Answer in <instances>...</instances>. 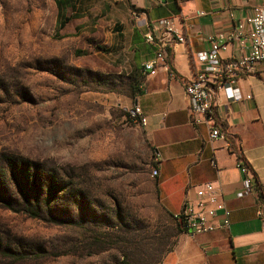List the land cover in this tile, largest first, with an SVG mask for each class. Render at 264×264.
Here are the masks:
<instances>
[{
    "label": "rangeland",
    "instance_id": "obj_1",
    "mask_svg": "<svg viewBox=\"0 0 264 264\" xmlns=\"http://www.w3.org/2000/svg\"><path fill=\"white\" fill-rule=\"evenodd\" d=\"M57 1L0 0V184L20 199L13 164L25 162L43 196L59 197L42 219L0 202V264L162 263L178 232L157 199L152 146L129 116L138 82L91 69L106 50L99 18L84 34L72 21L65 37ZM73 1L94 16L107 0Z\"/></svg>",
    "mask_w": 264,
    "mask_h": 264
},
{
    "label": "crops",
    "instance_id": "obj_2",
    "mask_svg": "<svg viewBox=\"0 0 264 264\" xmlns=\"http://www.w3.org/2000/svg\"><path fill=\"white\" fill-rule=\"evenodd\" d=\"M259 6H264V0H107L93 16L94 8L87 6L82 11L81 3L69 0L64 9L63 15L72 17L67 25L77 22L82 34L88 29L87 22L99 18L94 28L102 35L106 50L98 53L99 63L90 62L91 69L124 73L138 81V92L127 106H139L148 119L142 127L154 159L160 162L154 180L165 213L170 217L179 214L187 202L196 200L206 183L221 190L231 211L229 230L195 237L181 232L160 264H264V229L257 216V197L237 198L245 178L241 158L264 193V62L238 80L242 101L233 102L218 92L215 123L228 141L211 139L206 124L193 125L185 92V86L204 67L197 55L209 51L211 39L228 44L222 54L225 59L250 54V43L245 36L237 37V27ZM69 9L70 15L66 13ZM198 11L205 14L197 17ZM162 18H174L186 42L169 53L167 67H159L155 75L143 74L145 63L156 51L145 35ZM67 25L61 30L65 37L69 35ZM249 94L251 100L246 98Z\"/></svg>",
    "mask_w": 264,
    "mask_h": 264
},
{
    "label": "built area",
    "instance_id": "obj_3",
    "mask_svg": "<svg viewBox=\"0 0 264 264\" xmlns=\"http://www.w3.org/2000/svg\"><path fill=\"white\" fill-rule=\"evenodd\" d=\"M204 14L198 11L197 17ZM237 32V37L245 36L248 39L250 54L241 59H225L222 54L227 50L228 44L223 40L211 39L209 51L197 55V61L204 66L203 69L185 86L193 125L206 124L213 140H229L227 134L222 132L215 123L218 92H224L233 102L242 101L243 96L237 87L238 80L264 62V6L254 8L246 23L239 22ZM145 41L155 46L156 51L152 59L145 63L143 74L155 75L159 67L168 66L169 53L178 44L185 43L186 36L177 28L174 18H162L155 22L151 31L146 33ZM246 98L251 100L253 96L249 94ZM128 112L133 121L141 126L147 124L148 119L139 106L129 108ZM239 164L245 178L243 189L237 194V198L256 195L257 216L264 229V195L255 184V176L249 165L242 158ZM155 165L152 171L153 178L159 175L158 159ZM174 218L183 233L192 237L229 230L231 226V211L226 208L221 190L212 183L204 184L198 190L196 200L187 202L182 211L174 215Z\"/></svg>",
    "mask_w": 264,
    "mask_h": 264
},
{
    "label": "trees",
    "instance_id": "obj_4",
    "mask_svg": "<svg viewBox=\"0 0 264 264\" xmlns=\"http://www.w3.org/2000/svg\"><path fill=\"white\" fill-rule=\"evenodd\" d=\"M69 3V0H58L57 5L59 8L58 12V19L60 22L59 29L63 30L65 26L72 20V17H65L63 15L64 9L66 5ZM136 11H140V9L135 8ZM60 30V31H61ZM138 82V81H137ZM134 93L138 92V84L135 87ZM239 158L242 156L239 154ZM156 163V160H155ZM154 163V158H153V168L156 166ZM17 164H13V173L15 174V179L17 181V184L19 185L20 188V196L21 198L19 199H12L9 198L8 195L5 193L3 186L1 187L2 184H0V202L5 206L6 209L13 211L15 213H22L24 215H27L33 219H42L45 217H48L47 211L48 209H52L53 205L55 202L59 199L58 193L54 195V193H51L49 199L47 197H44L43 194L39 191L40 187V176L38 175H32L30 172L29 166L26 165L25 162H23L18 168H15ZM257 186L259 189H261V194L264 195L263 190L260 186V184L257 181ZM52 215L51 217H53ZM173 221L175 222L177 226V232L183 233L180 225L177 223L175 220L174 216H172ZM133 229V228H132ZM131 230V227H128V231ZM136 230V229H135ZM131 234V233H129ZM129 234L126 237H123V240H128L131 241L134 237H129ZM136 238V237H135ZM134 238V239H135ZM156 259L155 264H160L161 262V255L154 257ZM145 264H150V261L147 259H144Z\"/></svg>",
    "mask_w": 264,
    "mask_h": 264
},
{
    "label": "bare ground",
    "instance_id": "obj_5",
    "mask_svg": "<svg viewBox=\"0 0 264 264\" xmlns=\"http://www.w3.org/2000/svg\"><path fill=\"white\" fill-rule=\"evenodd\" d=\"M157 160V159H156Z\"/></svg>",
    "mask_w": 264,
    "mask_h": 264
}]
</instances>
